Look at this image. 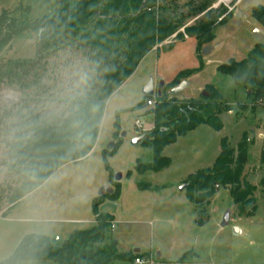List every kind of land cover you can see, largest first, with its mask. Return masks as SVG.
Instances as JSON below:
<instances>
[{
  "label": "rangeland",
  "instance_id": "374dc122",
  "mask_svg": "<svg viewBox=\"0 0 264 264\" xmlns=\"http://www.w3.org/2000/svg\"><path fill=\"white\" fill-rule=\"evenodd\" d=\"M69 1L72 5L78 2ZM160 1L171 7L168 8L171 14H187L201 0ZM19 4L29 7L24 18L33 21L53 14L60 0H0V12L12 11ZM256 5H264V0H214L213 14H219L226 6L233 16L217 29L215 39L209 44L214 47L209 55L199 51L193 37L171 38L164 46L150 51L108 98L92 152L78 162L64 164L6 212L11 206L9 198L22 182L10 150L15 134L26 131V125L36 115L49 124L61 123L75 98L92 90L97 82L86 51L71 42L51 55L35 56L39 47L31 37L38 40L36 33L24 30L13 38L0 53V264L13 254L26 235L59 236L65 240L74 229L92 227L96 223L93 202L106 183L120 190L117 201L103 196L101 202L117 206L105 209L115 222L106 241L117 243V254L130 255L126 259L116 258L111 264H137V256L149 260V255L154 264H264V187L260 183L264 176V108H241L247 101L246 91L229 75L217 71L219 64L247 56L258 41L255 30L264 33V26L251 15ZM204 14L188 17L187 25H194ZM19 61H25L26 65L13 66ZM187 69L199 71L187 79L191 86L175 96L197 100L206 91V85L212 84L227 104V111L220 116L223 127L215 130L208 124H200L163 151L171 159L170 165L140 174L136 171L137 160L150 163L154 158L151 147L141 142L131 143L134 137L150 133L154 124L153 115L146 110L155 104L156 94L151 97V105L144 109L147 99L143 89L149 81L155 87L164 81V91L180 71ZM23 71L27 72L21 77L14 75ZM6 94L10 97L6 98ZM117 120L119 124H115ZM244 133L252 140L245 175L256 185V214L243 216L225 187L217 188L205 211L197 214L186 188L181 190V187L190 174L213 165L223 138L236 150ZM112 140L116 144L108 152L106 148ZM105 152L109 153L111 173L103 157ZM118 172L122 173L119 182L115 181ZM228 209H231V221L222 227ZM196 219L204 223L199 224ZM235 227L241 230L239 234L234 233ZM21 264L58 263L32 260Z\"/></svg>",
  "mask_w": 264,
  "mask_h": 264
},
{
  "label": "trees",
  "instance_id": "16d2710c",
  "mask_svg": "<svg viewBox=\"0 0 264 264\" xmlns=\"http://www.w3.org/2000/svg\"><path fill=\"white\" fill-rule=\"evenodd\" d=\"M213 3L214 0H201L187 14H171L168 11L171 7L160 0H78L75 5L69 0H60L53 14L33 21L24 18L29 7L22 4L12 11L0 12V53L16 35L31 30L38 35V56L56 53L71 42L76 48L86 51L97 74L96 85L85 95L75 98L61 123L49 124L36 115L26 125V131L15 134L10 150L22 182L9 198L11 206L6 212L64 164L78 162L92 152L108 98L135 72L150 51L164 46L162 44L171 38L187 37L195 38L201 51L215 39L217 29L227 23L233 11L228 12L223 6L219 14H213ZM202 13L205 14L194 25H187L188 17ZM251 15L264 26V5L254 6ZM25 65V61L13 63L16 67ZM198 71H180L162 94L156 95L153 107L146 110L153 115L154 124L141 143L151 147L154 158L150 163L137 160L138 173L156 172L170 165L171 159L163 155L164 148L200 124H208L215 130L222 129L220 116L228 108L223 96L212 84L206 85L207 95L202 94L197 100L178 99L170 95L173 87ZM217 71L229 75L236 85L246 91L247 101L240 105L241 108H264L263 41H258L245 58L219 64ZM26 72L14 75L21 77ZM115 124H119L118 120ZM251 141L244 133L235 150L230 147L228 139L223 138L220 154L213 165L188 176L187 196L195 204L197 214L198 211H205L220 187L229 189L243 216L256 214V185L245 175ZM108 152L103 154L105 162ZM108 169L111 173L109 165ZM260 183L264 187V176ZM103 196L117 201L120 190L116 187L112 194ZM103 196H98L93 202L96 223L92 227L72 231L59 248L53 246L49 236L26 235L2 264H21L32 260H50L58 264H111L116 258H128L129 254H117L115 241H106L114 217L107 210H101ZM196 222L204 223L199 219Z\"/></svg>",
  "mask_w": 264,
  "mask_h": 264
},
{
  "label": "water",
  "instance_id": "95a60500",
  "mask_svg": "<svg viewBox=\"0 0 264 264\" xmlns=\"http://www.w3.org/2000/svg\"><path fill=\"white\" fill-rule=\"evenodd\" d=\"M254 35L259 41H263L264 42V33L262 31L255 30ZM213 49H214L213 46L206 45L202 49V54L203 55H209L213 51ZM164 84H165L164 81H160V83L157 85V87H155L153 81H149V83L147 85H145V87L143 89V93H144V95H145L147 100H146V103H145L144 107H148V106L151 105V103H152L151 97L155 96V94L158 95V96H160L162 94V88H163ZM188 85H189V83H188L187 80L182 81L180 84H178L177 86L173 87L170 90V95L171 96H175V95L181 93L182 91H184L188 87ZM202 94L203 95H207V91H203ZM122 135L125 136L126 133L123 132ZM145 136H146V134L140 135L138 137H134L132 139V142H131L132 145H136L137 143L141 142L144 139ZM115 144H116V140H112L108 144L106 149L108 151H111L114 148ZM121 178H122V173L118 172V173L115 174V181L119 182L121 180ZM186 186H187V184L183 185L181 187V190L185 189ZM113 191H114V189H113L112 185L109 184V183H106L100 188V190L98 192V195L99 196L110 195V194L113 193ZM116 207L117 206H116L115 203L108 202V203H105L104 205L101 206V210H105L107 208H116ZM230 221H231V209H228L226 211V213L224 214V216H223V219H222V222H221V226L222 227L227 226L230 223ZM234 233L235 234H239L240 233V229L235 227L234 228ZM51 242H52L53 246L59 248V247L62 246L63 240L59 236H53L51 238ZM135 251L138 252L139 249H135Z\"/></svg>",
  "mask_w": 264,
  "mask_h": 264
},
{
  "label": "built area",
  "instance_id": "2783aa9c",
  "mask_svg": "<svg viewBox=\"0 0 264 264\" xmlns=\"http://www.w3.org/2000/svg\"><path fill=\"white\" fill-rule=\"evenodd\" d=\"M223 1V0H222ZM221 2V1H220ZM219 2V3H220ZM226 5H227V7H229L228 6V4L226 3ZM137 124H138V127L139 128H141V123L139 122V121H137ZM115 227V222L113 221L112 223H111V229H113ZM135 262L137 263V264H154V261L152 260V259H149V260H144V259H142V258H140V257H138V258H136L135 259Z\"/></svg>",
  "mask_w": 264,
  "mask_h": 264
},
{
  "label": "crops",
  "instance_id": "0c3cea01",
  "mask_svg": "<svg viewBox=\"0 0 264 264\" xmlns=\"http://www.w3.org/2000/svg\"><path fill=\"white\" fill-rule=\"evenodd\" d=\"M32 32H33V31H32ZM33 34H35V32H33ZM31 40H32V41H35L36 44H38V40L34 39V37H31ZM258 41H259V40H258ZM258 41H257V42H258ZM38 54H39V52H38ZM35 56H38V55H35ZM35 56L30 57V58H27V60H29V59H33ZM187 81H188V80H187ZM188 83L190 84V79H189ZM205 85H206V84H205ZM188 86H189V85H188ZM190 86H191V84H190ZM190 86H189V87H190ZM8 97H10L9 94H6V98H8ZM11 97H12V95H11ZM166 148H167V146L164 148L163 151H165ZM193 210H194V209H193ZM86 229H87V228H86ZM74 230H76V229H74ZM74 230H73V231H74ZM240 232H241V230H240ZM70 234H71V233H70ZM137 257H140V256H137ZM149 257L154 261V259H153V257H152L151 255H149ZM158 258H161L160 255H158ZM135 259H136V258H135Z\"/></svg>",
  "mask_w": 264,
  "mask_h": 264
}]
</instances>
